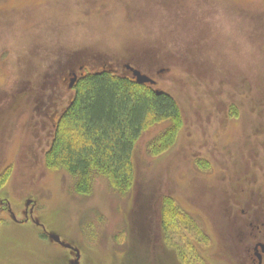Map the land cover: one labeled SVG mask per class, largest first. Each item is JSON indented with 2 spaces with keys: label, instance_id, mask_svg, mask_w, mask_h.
<instances>
[{
  "label": "rangeland",
  "instance_id": "rangeland-1",
  "mask_svg": "<svg viewBox=\"0 0 264 264\" xmlns=\"http://www.w3.org/2000/svg\"><path fill=\"white\" fill-rule=\"evenodd\" d=\"M128 62L175 99L178 120L149 124L124 193L96 177L81 196L67 171L46 167L45 110L75 97L70 69ZM0 181L18 219L33 200L37 220L80 252V264H224L221 201L239 207L264 195V0H0ZM181 212L208 235L190 262L168 236L173 215L187 219ZM41 234L3 215L0 264L75 261Z\"/></svg>",
  "mask_w": 264,
  "mask_h": 264
},
{
  "label": "trees",
  "instance_id": "trees-1",
  "mask_svg": "<svg viewBox=\"0 0 264 264\" xmlns=\"http://www.w3.org/2000/svg\"><path fill=\"white\" fill-rule=\"evenodd\" d=\"M167 120H178L177 104L170 94L158 95L107 71L87 74L77 83L76 95L56 128L46 167L67 171L81 196L92 192L96 177L108 179L116 191L124 193L132 181L135 145L149 124ZM172 135L170 131L159 138L154 148L151 145L153 151L165 149Z\"/></svg>",
  "mask_w": 264,
  "mask_h": 264
},
{
  "label": "flooded vegetation",
  "instance_id": "flooded-vegetation-1",
  "mask_svg": "<svg viewBox=\"0 0 264 264\" xmlns=\"http://www.w3.org/2000/svg\"><path fill=\"white\" fill-rule=\"evenodd\" d=\"M91 71V70H90ZM88 69H81L80 71L70 69L68 71L67 81L70 80L69 89L74 90L77 83L87 74L91 72ZM100 71H107L109 73L120 76L123 79H127L131 82L136 81L135 71L141 73L142 75L147 76L149 79L153 81V83L145 84V86L156 91V87L158 83L154 77H152L148 72H144L143 68L140 67L139 64L128 62L124 65L123 70H119L113 65H110L109 69L102 68ZM98 72V71H97ZM94 73V72H92ZM66 109V108H65ZM65 109H59L54 112L52 115L49 114V108L45 110V117H49V120L52 124V128L50 130L49 135V143L47 148L51 145V137L54 136L56 128L63 116ZM45 122V121H43ZM47 125V123H44ZM8 171H4L6 174ZM233 189V188H232ZM234 190V189H233ZM243 190H245L243 188ZM170 195V194H169ZM168 195V196H169ZM228 197V193H226ZM235 196V195H234ZM233 196V198H234ZM253 196V193H252ZM168 201H172L170 205H174L175 201L172 196L167 197ZM221 206L224 208V227L222 231L219 232V235L216 236L218 240V244L220 246V254L221 259L224 264H264V195L262 190L259 191L258 198H247L243 205L237 206V202L235 201L233 204L230 202L221 201ZM27 208L23 212V219L19 220L18 217L13 212L10 203L7 199L4 201L0 200V222L2 220L3 215H7L11 218V220L20 226H28L35 225L36 227L42 230V234L40 235L43 240H51V234H49L44 225H42L34 215V211L36 209V203L33 200H28ZM174 211V210H173ZM171 212V211H170ZM187 219L182 220L179 217H175L173 215V223L169 225L168 229L170 230L169 238L172 241L174 246H178L183 244L184 246V257L185 259H190L193 261L196 257L194 255V248L196 244H201L203 239L208 238L207 233L203 230L196 222V217L189 212H181ZM184 221V224H176V222ZM176 224V225H175ZM173 225V226H172ZM171 226V227H170ZM164 225H161V230H163ZM184 232V233H183ZM216 232V235L218 234ZM183 233V234H182ZM177 235H181V241L178 239ZM188 235H193L194 238L188 239ZM61 239V238H60ZM62 241V239H61ZM63 242V241H62ZM55 243V242H54ZM59 245L63 249L74 253L76 258L75 249L72 245H70L71 249H66L60 244ZM80 254V252H79ZM196 254V253H195ZM81 258V256H80ZM76 260V259H75ZM80 264V260H79Z\"/></svg>",
  "mask_w": 264,
  "mask_h": 264
},
{
  "label": "water",
  "instance_id": "water-1",
  "mask_svg": "<svg viewBox=\"0 0 264 264\" xmlns=\"http://www.w3.org/2000/svg\"><path fill=\"white\" fill-rule=\"evenodd\" d=\"M135 76H136V81L138 84H148V83H153V81L151 79H149L147 76L145 75H142L141 73L135 71ZM163 92L161 91H157L156 94H162ZM52 239L53 242L57 243V244H60L61 246H63L64 248L66 249H71L72 247L68 244H65L61 241V239L56 236V235H51L50 237ZM75 253H76V260L72 263V264H79V260H80V254H79V251L78 250H75Z\"/></svg>",
  "mask_w": 264,
  "mask_h": 264
}]
</instances>
